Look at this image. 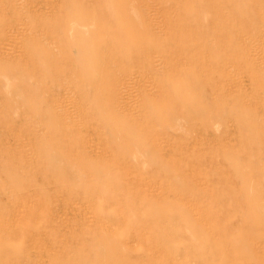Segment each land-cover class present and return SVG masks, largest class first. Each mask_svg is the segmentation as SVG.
Masks as SVG:
<instances>
[{"label": "rangeland", "instance_id": "obj_1", "mask_svg": "<svg viewBox=\"0 0 264 264\" xmlns=\"http://www.w3.org/2000/svg\"><path fill=\"white\" fill-rule=\"evenodd\" d=\"M0 108V264H264V0H0Z\"/></svg>", "mask_w": 264, "mask_h": 264}, {"label": "bare ground", "instance_id": "obj_2", "mask_svg": "<svg viewBox=\"0 0 264 264\" xmlns=\"http://www.w3.org/2000/svg\"><path fill=\"white\" fill-rule=\"evenodd\" d=\"M153 25V24H152ZM184 29V28H183ZM156 30H157V28H156ZM161 30H163V29H161ZM160 30V31H161ZM154 31V30H153ZM155 34V33H154ZM187 36H188V34H187ZM59 38V37H58ZM54 40H56V39H54ZM181 41V40H180ZM55 42V41H54ZM53 42V43H54ZM185 42V41H184ZM46 43V42H45ZM56 43V42H55ZM61 43V42H60ZM183 44V43H182ZM186 45V44H185ZM57 46V44L55 45V47ZM150 54V53H149ZM53 55V54H52ZM156 55V54H155ZM104 57H105V55H104ZM144 57V56H143ZM177 57V56H176ZM156 59V58H155ZM109 60V59H108ZM53 62V61H52ZM60 62H62V61H60ZM196 62H197V60H196ZM110 63V62H109ZM60 64V63H59ZM58 64V65H59ZM157 64V63H156ZM62 65V64H61ZM73 65V64H72ZM196 66H197V64H196ZM195 66V67H196ZM189 67V66H188ZM125 68V67H124ZM127 68V67H126ZM162 68V67H161ZM56 69V68H55ZM61 69V68H60ZM135 69H137V71H138V68H135ZM115 71H117V69L115 70ZM119 72V71H118ZM159 72V71H158ZM60 73H61V71H60ZM64 73V72H63ZM160 73V72H159ZM187 73V72H186ZM55 74V73H54ZM72 74V73H71ZM76 75V74H75ZM161 75V74H160ZM56 76V75H55ZM201 76V75H200ZM65 77V76H64ZM151 79V78H150ZM112 80H113V78H112ZM74 81V80H73ZM72 81V82H73ZM111 82V81H110ZM114 83V82H113ZM127 83V82H126ZM67 84V83H66ZM99 84V83H98ZM116 85V84H115ZM66 86V85H65ZM109 86H113V85H109ZM72 87V86H71ZM116 87V86H115ZM118 87V86H117ZM110 88V87H109ZM113 88H114V86H113ZM119 88V87H118ZM101 89V88H100ZM160 89V88H159ZM67 90V89H66ZM111 90H113L114 91V89H111ZM116 90V89H115ZM115 92V91H114ZM114 94V93H113ZM113 94H111V95H113ZM151 95H153V94H151ZM155 95V94H154ZM158 95V94H157ZM64 96V95H63ZM66 97V96H65ZM159 97V96H158ZM153 99V98H152ZM121 100V99H120ZM122 101V100H121ZM157 101V100H156ZM114 104V103H113ZM3 107V106H2ZM69 107V106H68ZM1 109V108H0ZM61 110H63V109H61ZM60 112V111H59ZM63 113V112H62ZM120 113V112H119ZM56 114V113H55ZM25 115V114H24ZM61 118V117H60ZM133 119V118H132ZM131 120V119H130ZM31 121V120H30ZM38 121H39V119H38ZM62 121V120H61ZM66 121V120H65ZM133 121V120H132ZM132 121H131V123H132ZM67 123H69V122H67ZM41 126H42V124H41ZM41 129V128H40ZM49 141V140H48ZM59 150V149H58ZM84 157V156H83ZM86 162V161H85Z\"/></svg>", "mask_w": 264, "mask_h": 264}]
</instances>
